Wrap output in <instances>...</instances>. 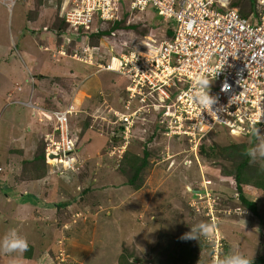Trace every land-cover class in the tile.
<instances>
[{
	"label": "rangeland",
	"instance_id": "rangeland-1",
	"mask_svg": "<svg viewBox=\"0 0 264 264\" xmlns=\"http://www.w3.org/2000/svg\"><path fill=\"white\" fill-rule=\"evenodd\" d=\"M240 2L246 7V0ZM59 12L55 0H16L12 11L0 2V116L26 122L14 135L0 129L9 135L7 144L0 142V238L15 229L29 244L23 254L0 252V264H186L175 253L184 241L200 247L191 264H217L229 252L264 264V190L260 197L245 194L257 203L258 216L240 207L231 151L233 145L254 146L256 137L220 129L203 138V151L195 155L186 141L151 136L154 116L146 114L148 122H139L126 145L120 143L109 136L115 128L109 121L116 120L110 107L121 110L126 81L67 55L99 46L92 51L98 59L160 44L166 38L163 18L149 7L128 16L136 28H122L113 40L69 33L64 42L68 27ZM62 44L66 55L58 54ZM26 52L45 60L34 67ZM11 90L16 94L7 102ZM29 98L40 105L36 112L14 103ZM66 109L72 137L67 152L52 146L55 118L46 120ZM145 152L147 165L132 185V156ZM50 153L56 156L49 159ZM42 154L44 161L37 158ZM250 165L264 169V161ZM201 223L208 226L205 234L182 239Z\"/></svg>",
	"mask_w": 264,
	"mask_h": 264
},
{
	"label": "built area",
	"instance_id": "built-area-1",
	"mask_svg": "<svg viewBox=\"0 0 264 264\" xmlns=\"http://www.w3.org/2000/svg\"><path fill=\"white\" fill-rule=\"evenodd\" d=\"M59 1L60 17L68 27L64 42L70 41L69 33L84 40L105 33L115 22L149 7L173 31L160 44L128 49L107 65L98 63L100 69L125 78L124 111L113 110L117 117L110 122L125 128L126 135L139 120L147 121L146 114L154 116L158 132L184 137L194 152L201 138L218 127L237 134L251 133L258 126L264 134V0H254L255 10L249 16H242L232 0H129L128 5L126 0ZM0 2L11 11L16 0ZM130 22L126 19L125 25ZM91 49L97 47L84 46L67 55L94 64ZM58 52L66 55L63 47ZM202 77L211 81L210 94L217 98L214 113H201L189 101ZM68 112L51 114L56 139L51 143L57 151L67 152L72 143ZM51 154L49 159L56 156ZM216 232L215 251L221 244Z\"/></svg>",
	"mask_w": 264,
	"mask_h": 264
},
{
	"label": "clouds",
	"instance_id": "clouds-1",
	"mask_svg": "<svg viewBox=\"0 0 264 264\" xmlns=\"http://www.w3.org/2000/svg\"><path fill=\"white\" fill-rule=\"evenodd\" d=\"M55 1L57 2V0H55ZM11 11H12V9H11ZM163 22H164V20H163ZM124 24H125V21H124ZM129 25H125V27L126 26H129ZM163 25H166L165 26L166 27V29H165V32H166L165 37H171L172 34L168 35L167 33L170 32V31H172V30L168 28V24L166 22H164ZM115 30H117L118 32H120V31H122V28L115 29ZM93 37H98L100 39H105L106 38V39H109V40H113L115 36H111L110 34L108 35V31H106L105 33H102V34H99V35H96V36H93ZM93 47H96V46H93ZM98 48H99V46L95 50H98ZM110 49L113 50V47H111ZM92 51H94V49L93 50L92 49L90 50V52L94 56V52H92ZM126 51H128V50H125L124 52H126ZM124 52H122V53H124ZM116 54H118V53H116ZM120 54H118V56H114V55L110 54L109 52L105 56L99 54L101 56H100V58L96 59V61H95L94 64H86L84 62H82V63H84V64H86L88 66H91L92 68L96 67L97 70H98L97 73H100V72L115 73V72L110 71V70H102V69H100L98 63L107 65V64H109V62H110L109 60L111 58H115V59L118 58L119 59L120 58L119 57ZM115 74H117V73H115ZM117 75H119V74H117ZM119 77L121 79L125 80L124 77H122L120 75H119ZM210 84H211V81L209 79L203 78V77L202 78H199L196 81L195 86H194L192 92L189 93V97H188L189 98V101L192 102L198 108H200L201 113L202 112H208V114L209 113H214L212 111V109H213V105H215L217 103V98L214 97V96H212L210 94ZM123 89H124V92H125V97H126L125 100H126L127 99V93H126L125 87ZM17 91H21V89L17 87ZM30 96H31V94H30ZM124 101H122V102L124 103ZM14 103L19 104V105H22V106H25V107H28V108H32V109H34L35 112L39 109L37 106H40V105H36L35 103H33V100L30 99V98H29V101L28 102L18 101V102H14ZM123 103H122L121 110H118L119 112H123L124 111V107H123L124 104ZM46 110L47 109L42 108V112L41 113H43V115H44V113L46 112ZM113 110H117V109H115L114 107H110V112H112ZM34 111H33V115H34ZM113 115H114L115 118L117 117L115 114H113ZM37 117H38V115H37ZM41 117H43V116L41 115ZM41 117H38V120H40V121L42 120L43 121L44 120V117H43V119ZM46 118H47L46 120H49V122L50 121H53V119L51 120V118H53V115H48L47 114L46 115ZM102 118H103V121L104 122L105 121H108V119L105 118V116H103ZM139 122H148V121L139 120L138 123ZM149 122H152L154 124L153 125L154 130L151 131V134H150L151 136L153 134H154L155 137L156 136L158 137V135L159 136L162 135V136L167 137L169 139L174 138V139H178L177 141L182 140V141H186L187 142V140H185L184 137H180V138L179 137H168L166 135H163L162 133H160V132L157 131V124H155V122H153V121H149ZM138 123L134 127H131L130 128V131H128V133L126 135L125 134V130H124L125 128H123L121 126H118L116 124H112L109 121V125L110 126L111 125L112 126L115 125V128L112 127L113 128V132H111L109 134V136L112 137L113 139H115L116 141L122 139L120 141V143L122 141H124V144L126 145V142L129 139L130 133L133 132V130H134V128L136 126H138ZM220 129H224L225 132L226 133L229 132L230 135H239V134H247V135H250L251 133H253V135L256 137V139H257L258 142L254 146L249 147L248 149H246L245 150V155H247L250 158V160L253 161V162H256L258 160L259 161H264V134H263V131L258 128V126L253 127L251 133L238 132L237 134L230 133V131L227 128L218 127L216 130L209 131L207 134H205L201 138V140L199 141L195 152L194 151H192V152L195 155H197L198 146H199L200 142L202 141V139L206 135H208L210 132L217 133V132L220 131ZM124 153H125V150H124ZM126 153H127V150H126ZM51 155L54 156L53 154H51ZM195 157H197V156H195ZM191 163H192V161H191ZM262 167H264V165H262ZM207 228H208V226L206 224H203V223H201L199 225H195L192 228H190V231L189 232H187V233L184 234V236L182 237V239H195V240H197L198 237H199V235L205 234L207 232ZM208 240H211V239H208ZM28 248H29V244H28L27 239L25 237L21 236L20 234H18L15 229H10L8 231V233H6L2 238H0V252H3L5 254H9V255L15 254V253L23 254L24 252H26L28 250ZM213 248H214V246H213ZM218 248H217V251H215V254L216 255L218 254ZM214 250H215V248H214ZM217 264H252V261L249 258H247L243 253H240V252H229L226 255H224V257L222 259H219L217 261Z\"/></svg>",
	"mask_w": 264,
	"mask_h": 264
},
{
	"label": "trees",
	"instance_id": "trees-1",
	"mask_svg": "<svg viewBox=\"0 0 264 264\" xmlns=\"http://www.w3.org/2000/svg\"><path fill=\"white\" fill-rule=\"evenodd\" d=\"M246 1H247L246 7L242 6L243 2H240V0L232 1L233 6L239 7V11L242 16H249L250 13L253 10H255L254 0H246ZM56 4L59 5L60 1L57 0ZM62 21L64 22L63 19ZM124 21L125 19H122L121 21H117L114 24H112L113 26L108 31V35L112 30L124 28L125 27ZM127 27L129 29L136 28V26L133 25H129ZM211 133L213 132H210L208 135H210ZM227 134L230 135L229 132H227ZM152 136H154V134ZM249 137L255 138L253 133H251ZM43 141L45 142V146H46L48 142V138L45 137ZM202 143H203V139L199 144L200 146H198V150H200V152L203 151V147L201 146ZM248 148L249 147L244 144L233 145L231 148V151L233 152L234 155V164H233V169L235 170L234 189H236V191L240 196V202H241L240 207H245L246 209L250 210L254 215L258 216L259 213H258L257 203L248 200L245 197V194H253L258 197L261 196V193L264 190V169L252 167L250 165V158L247 155H245V150ZM229 155L231 156L232 153H230ZM44 157H45L44 154L37 156L38 159H42L43 161H44ZM147 157H148V152H145L142 158L137 157L135 155L132 156V160L135 161V163L132 165V168L134 169V174L132 179H130L132 185H135L133 184V181L137 178L142 168L147 165ZM250 183L254 184L255 189L249 186ZM175 248H176L175 253H177L178 257L183 262H186V264H191L197 258V255L200 250V247L198 245L195 246V244H193L192 242H187V241H184L182 244L176 245ZM26 258H30V257H26ZM120 264H126V263L122 261Z\"/></svg>",
	"mask_w": 264,
	"mask_h": 264
},
{
	"label": "crops",
	"instance_id": "crops-1",
	"mask_svg": "<svg viewBox=\"0 0 264 264\" xmlns=\"http://www.w3.org/2000/svg\"><path fill=\"white\" fill-rule=\"evenodd\" d=\"M27 51V50H26ZM26 55H27V57H29L30 59H32L33 60V62H34V67H37V65H38V63L40 62V60H45V58H44V56H42L40 53L38 54L39 55V57L38 56H30V54L28 53V52H26ZM37 55V54H36ZM32 68V67H31ZM28 71L30 72V70L28 69ZM41 85V84H40ZM18 86H20V85H18ZM23 90L24 89H22L21 91H19V93L20 92H23ZM34 91V90H33ZM36 91H37V89H36ZM16 93H14V92H12V90L11 91H8L7 92V94L5 95V98H4V100L6 99L7 100V102H11V98L15 95ZM34 103L36 104V101H34ZM22 106V105H21ZM23 108H26L25 106H22ZM0 111H1V108H0ZM13 117V116H12ZM34 119V118H33ZM32 120V118H30L29 119V122H32L31 121ZM26 124V122L25 121H23L22 120V116H21V118H19L18 120H15V121H9V120H5L3 117H1L0 116V129H5V128H7L10 132L12 131V130H14V129H18V128H20V127H22V126H20V125H23V124ZM18 127V128H17ZM1 132V131H0ZM13 132V131H12ZM11 135V134H10ZM12 135H14V132H13V134ZM9 135H7V136H5V134L4 133H2L1 135H0V138H1V140H0V142H2V144H7V140H6V138L5 137H8ZM2 151V150H1ZM26 184H28V186H29V188H30V186H32L31 185V182L30 183H26ZM33 187V186H32ZM31 190H33V188H30ZM28 191V189H24V191ZM29 224V223H28Z\"/></svg>",
	"mask_w": 264,
	"mask_h": 264
},
{
	"label": "bare ground",
	"instance_id": "bare-ground-1",
	"mask_svg": "<svg viewBox=\"0 0 264 264\" xmlns=\"http://www.w3.org/2000/svg\"><path fill=\"white\" fill-rule=\"evenodd\" d=\"M264 235V234H263Z\"/></svg>",
	"mask_w": 264,
	"mask_h": 264
},
{
	"label": "water",
	"instance_id": "water-1",
	"mask_svg": "<svg viewBox=\"0 0 264 264\" xmlns=\"http://www.w3.org/2000/svg\"><path fill=\"white\" fill-rule=\"evenodd\" d=\"M52 156V155H51Z\"/></svg>",
	"mask_w": 264,
	"mask_h": 264
}]
</instances>
